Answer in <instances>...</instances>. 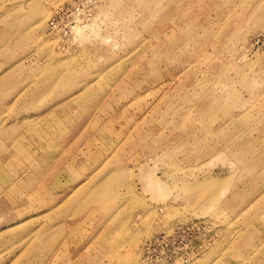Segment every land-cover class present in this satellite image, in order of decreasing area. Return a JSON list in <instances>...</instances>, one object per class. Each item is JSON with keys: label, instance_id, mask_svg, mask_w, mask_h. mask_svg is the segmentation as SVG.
<instances>
[{"label": "rangeland", "instance_id": "obj_1", "mask_svg": "<svg viewBox=\"0 0 264 264\" xmlns=\"http://www.w3.org/2000/svg\"><path fill=\"white\" fill-rule=\"evenodd\" d=\"M0 264H264V0H0Z\"/></svg>", "mask_w": 264, "mask_h": 264}]
</instances>
